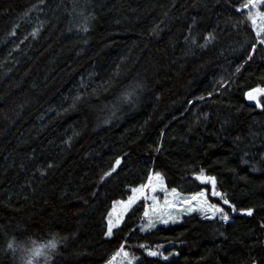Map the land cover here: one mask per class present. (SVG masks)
Here are the masks:
<instances>
[{
	"label": "trees",
	"instance_id": "16d2710c",
	"mask_svg": "<svg viewBox=\"0 0 264 264\" xmlns=\"http://www.w3.org/2000/svg\"><path fill=\"white\" fill-rule=\"evenodd\" d=\"M241 3L0 0V264L53 240L34 264H106L121 243L137 264H264V109L243 96L264 86V47ZM201 168L236 205L228 222L141 232V199L105 236L149 172L189 195Z\"/></svg>",
	"mask_w": 264,
	"mask_h": 264
},
{
	"label": "snow or ice",
	"instance_id": "6c2138e0",
	"mask_svg": "<svg viewBox=\"0 0 264 264\" xmlns=\"http://www.w3.org/2000/svg\"><path fill=\"white\" fill-rule=\"evenodd\" d=\"M262 6H264V0H243V3L236 8L237 13L246 12V20L250 23L251 30L255 34L256 43L251 46L253 52H255L257 44L264 45V10H262ZM32 35L35 36L36 33L34 32ZM251 55L252 53H249V58H251ZM239 70L240 69L237 68V72H239ZM243 96L245 100L253 102L256 108L264 109V103L261 102V97H264V86L258 85L250 88L243 93ZM200 99H203V97ZM159 150V148L156 149V151ZM120 164L121 160L117 158L112 165L111 171L105 172L101 180L103 181L106 177H110L115 173ZM193 179L199 182L201 187L199 190L185 196L175 187L169 190L165 184V178L160 172H149L146 182L141 183L139 186L132 187L131 195L128 196L127 200L118 202L121 209L120 212L114 218L112 213H109L105 236L109 238L113 237L114 229L120 228L125 214L141 199L152 201L150 207L147 205L145 206L144 219L146 223L140 227L141 232L154 229L157 224L167 225L170 222L176 223L178 215H174L172 210H175L177 213L187 214L198 212L206 220H212L218 217L220 220L228 222L229 212L226 211L223 206H227L233 213L237 212L238 209L235 204L230 202L225 193L217 190L216 177L207 175L205 170L201 168L198 173L193 174ZM157 191H161L165 194L162 205L154 195ZM169 197H171V199H169ZM210 198H215L217 202H211ZM239 211L242 215L249 217L254 214V209L251 207L241 208ZM7 247L9 250H15L13 242H9ZM56 247L57 242L54 240L44 247H34L30 251V258L27 264H34V261L38 257L45 255L47 250H54ZM138 247L144 249L148 257H159L163 260H168L170 256L178 255V253L175 252H169L165 255L164 252L160 250L161 247H163L162 245H157L155 248H152L141 243ZM118 257L120 258V264H137L139 260L138 257L125 250L124 243L120 244L119 249L106 264H116Z\"/></svg>",
	"mask_w": 264,
	"mask_h": 264
},
{
	"label": "rangeland",
	"instance_id": "374dc122",
	"mask_svg": "<svg viewBox=\"0 0 264 264\" xmlns=\"http://www.w3.org/2000/svg\"><path fill=\"white\" fill-rule=\"evenodd\" d=\"M249 23V22H248ZM250 24V23H249ZM251 26V25H250ZM264 46V45H263ZM170 190V189H169ZM156 197H157V200L160 202V204L162 205L163 204V201H164V199H165V194L163 193V192H161V191H157V193H155L154 194ZM182 195H184V194H182ZM185 196H187V195H185ZM169 199H171V197H169ZM144 201V203H145V206L147 205V206H151V203H152V201L151 200H147V201H145V200H143ZM120 206H119V203L118 202H116V203H114L113 204V206H112V208H111V210H110V212L109 213H112V215H113V218L120 212ZM144 211H145V209H144ZM173 211V214L174 215H178V220H177V222H179L180 221V218H181V216L182 215H184V214H187V213H177L175 210H172ZM143 221L141 222V224L142 225H144L145 223H146V220L144 219V212H143ZM108 218H109V214H108ZM108 218H107V221H108ZM171 223V222H170ZM169 223V224H170ZM157 225H160V224H157ZM152 230V229H151ZM150 231V230H149ZM116 264H120V258L118 257L117 258V261H116Z\"/></svg>",
	"mask_w": 264,
	"mask_h": 264
},
{
	"label": "water",
	"instance_id": "95a60500",
	"mask_svg": "<svg viewBox=\"0 0 264 264\" xmlns=\"http://www.w3.org/2000/svg\"><path fill=\"white\" fill-rule=\"evenodd\" d=\"M250 104H254L253 102L248 101Z\"/></svg>",
	"mask_w": 264,
	"mask_h": 264
}]
</instances>
